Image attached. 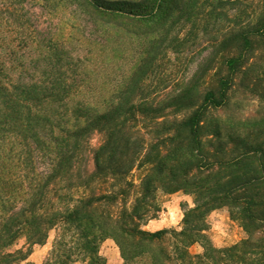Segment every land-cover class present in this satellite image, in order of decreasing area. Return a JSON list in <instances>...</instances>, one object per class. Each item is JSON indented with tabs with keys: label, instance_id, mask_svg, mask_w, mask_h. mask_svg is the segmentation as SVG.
<instances>
[{
	"label": "trees",
	"instance_id": "16d2710c",
	"mask_svg": "<svg viewBox=\"0 0 264 264\" xmlns=\"http://www.w3.org/2000/svg\"><path fill=\"white\" fill-rule=\"evenodd\" d=\"M67 13L158 34L104 112L73 101L77 65L43 21ZM175 29L187 34L168 43ZM201 36L207 62L178 91L145 96L158 50ZM239 94L264 101V0H0V264H35L53 230L42 264H107V240L124 264H264V111L243 118ZM159 192L193 198L181 230L145 229ZM221 209L246 234L225 248L208 235Z\"/></svg>",
	"mask_w": 264,
	"mask_h": 264
},
{
	"label": "rangeland",
	"instance_id": "374dc122",
	"mask_svg": "<svg viewBox=\"0 0 264 264\" xmlns=\"http://www.w3.org/2000/svg\"><path fill=\"white\" fill-rule=\"evenodd\" d=\"M137 1V0H131ZM46 18V17H45ZM48 25L51 24V34L55 39L65 41V49L69 51L77 70L72 76L76 78L77 86L73 88V101L82 102L88 107L95 108L99 112L106 111L109 100L124 90L131 76L146 56L147 49L151 43L157 40V35L148 33L140 34L144 29L138 25L133 26L135 33L124 29L107 26L93 21L87 15L72 16L69 13L59 17H48ZM47 24H44L46 29ZM151 24L150 29H153ZM147 31V30H145ZM179 30L175 29L168 36L171 41ZM187 31L178 33L179 39L185 38ZM177 35V36H178ZM202 38V39H201ZM208 36H201L200 39L191 37L186 43H181L167 48L168 43L158 50L155 66L148 79L145 80L143 92L145 96H155L160 99L167 93L178 91L182 82L190 80L198 70V67L205 64L210 57V50L199 45L206 41ZM40 57V46L32 55L23 51L18 58L21 64H28L31 61H38ZM40 76V72H35ZM237 99L241 100L239 111L243 118H253L263 113L264 101L249 94H239ZM103 142V135L94 133L89 142V149H98ZM90 168H94L92 154L90 156ZM140 172L133 173L131 179L139 185ZM193 206V198L182 192L166 195L162 192L157 194V205L160 208L157 220L164 225V229L181 230L184 213L181 205ZM208 235L213 244L218 248H225L242 241L246 234L238 223L232 221L227 209L214 211L208 217ZM57 232L50 233L48 242L44 246H37L30 261L35 264H42L52 248ZM107 242V241H106ZM25 240H20L12 251L21 248ZM113 244L103 243L100 253H111ZM194 255L202 254L200 245L191 248ZM76 264H84L82 262Z\"/></svg>",
	"mask_w": 264,
	"mask_h": 264
},
{
	"label": "crops",
	"instance_id": "0c3cea01",
	"mask_svg": "<svg viewBox=\"0 0 264 264\" xmlns=\"http://www.w3.org/2000/svg\"><path fill=\"white\" fill-rule=\"evenodd\" d=\"M163 223L160 220H152L150 221L146 226L145 229L150 231V232H156L159 230L164 229V225H162ZM105 244H113V249L111 250V253H105L104 255H102L103 257L106 258L107 260V264H124L121 256H120V252L118 247L116 246V244L112 241V240H107V242H104Z\"/></svg>",
	"mask_w": 264,
	"mask_h": 264
}]
</instances>
